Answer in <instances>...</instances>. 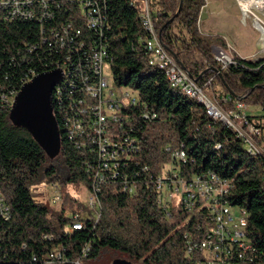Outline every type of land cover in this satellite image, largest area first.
Returning a JSON list of instances; mask_svg holds the SVG:
<instances>
[{
  "label": "trees",
  "instance_id": "16d2710c",
  "mask_svg": "<svg viewBox=\"0 0 264 264\" xmlns=\"http://www.w3.org/2000/svg\"><path fill=\"white\" fill-rule=\"evenodd\" d=\"M55 1L53 17L42 21L8 20L0 7V195L10 207L9 219L0 215V264H46L48 254L60 247L74 260L87 244L85 260L113 251L133 264H198L200 252L188 254V248L207 236L210 213L203 206L191 213L181 203H159L157 179L171 171L188 182L215 174L231 183L225 202L247 212L254 248L251 259L241 264H264V152L252 154L233 128L172 86L171 71L150 64L146 3L169 53L201 88L218 94L221 107L229 111L238 100L259 107L263 115L248 113V118L262 142L264 58L236 55L232 64L220 66L213 50L226 51V40L200 30L208 0H101L102 32L89 27L77 0ZM101 48L107 51L114 87L137 94L136 104L123 108L110 129L116 139L134 140L139 151L123 157L115 177L106 173L96 196L98 221L78 217L86 228L73 231L75 219L68 209L76 214L81 202L66 188L83 184L91 189L98 164L91 147L81 145L84 139L68 135L65 113L87 100L85 82L96 80L91 55ZM59 68L65 77L54 90L53 108L60 148L50 153L12 119L11 110L26 83ZM181 150L186 161L175 157ZM52 184L63 196L61 211L41 197V188Z\"/></svg>",
  "mask_w": 264,
  "mask_h": 264
},
{
  "label": "built area",
  "instance_id": "2783aa9c",
  "mask_svg": "<svg viewBox=\"0 0 264 264\" xmlns=\"http://www.w3.org/2000/svg\"><path fill=\"white\" fill-rule=\"evenodd\" d=\"M81 8L82 17L86 20L91 29L102 32L101 26L104 20L101 10V0H77ZM55 0H0V7L3 8L8 20H44L53 17L51 12ZM205 11V10H204ZM244 14V13H243ZM250 17L244 14V19ZM255 27L261 31L256 26ZM144 27L150 34L146 48L150 53V64L153 66H166V71H171L175 79V85H185L189 87L196 98L206 102L213 114L214 120H220L227 126H231L242 138L246 147H250L255 154L264 152V142L259 138L261 132L248 118V107L238 100L233 109L224 111L215 101H213L206 91L201 88L197 81L184 69L178 61L169 53L166 46L156 34L151 18V14L146 3L144 11ZM73 27L70 23L66 30ZM264 36V33L261 31ZM80 35V31L76 32ZM221 58H217L220 66L224 69L232 64L230 58L224 50ZM108 55L105 48H101L91 55V62L96 75L95 82H85L83 95L87 100H79L73 107L72 113H65V120L68 124V135L84 139L83 147H91L96 154L98 172L95 174L92 188L88 189L89 209L84 213L70 214L75 221L71 225V230L81 231L86 228L85 224L78 221V217L98 221L101 207H94L91 204V196H98L100 186L106 180V173L115 171L121 165V160L131 152L139 151V147L132 139H116L114 130L110 129V123H115L121 118L122 109L134 105L136 97L130 98L128 93L118 90L108 83L104 75ZM62 71V69H56ZM64 82L65 73L62 71ZM60 96V92L57 94ZM17 97V96H16ZM16 97L12 101V108ZM148 117V116H147ZM179 160L186 161V154L183 150L175 153ZM206 177H195L190 182L180 178L177 171L165 172L157 179L158 190L160 191L159 203L166 205L170 202L173 205L181 203L186 210L191 213L199 212V206H203L210 213V227L207 236L188 248V254L194 250L200 252L201 260L198 264H241L246 258L251 259L254 253L253 243L248 237V219L245 210L231 208L225 204V197L229 193L228 181L222 180L219 176L212 174ZM179 200L174 204V198ZM59 199L54 198V202ZM237 210V211H235ZM0 215L5 219L10 217V207L6 203L5 197L0 195ZM90 244H87L82 251V255L74 260H70L64 253L62 247L55 248L48 254L46 264H84L90 251Z\"/></svg>",
  "mask_w": 264,
  "mask_h": 264
},
{
  "label": "rangeland",
  "instance_id": "374dc122",
  "mask_svg": "<svg viewBox=\"0 0 264 264\" xmlns=\"http://www.w3.org/2000/svg\"><path fill=\"white\" fill-rule=\"evenodd\" d=\"M205 10V11H204ZM202 16L200 18V30L204 35H216L223 37L227 42V49L225 53L233 58L238 56L240 58L255 61L260 58H264V36L255 27V17H259L262 23H264V13H258V9H254L248 13L250 17L244 19V14L240 10L238 0H208L207 5L204 8ZM257 10V11H256ZM264 10V6L262 7ZM208 13V14H207ZM209 15V19L205 21V15ZM259 26L260 20H256ZM263 25V24H262ZM264 33V30H263ZM220 47H214V54L217 58H221L217 49ZM221 49V48H220ZM104 75L108 80L109 85L113 86V79L111 69L108 65L104 68ZM206 93L209 97L215 101L218 98V94L212 93L211 90ZM123 93H128L130 98L136 97L137 94L131 89H123ZM218 104V103H217ZM219 105V104H218ZM220 106V105H219ZM221 107V106H220ZM249 114L252 116L263 115L262 111L257 106H248ZM224 111H228L224 107H221ZM66 190L71 194L72 197L81 202V207L77 213H84L85 209H89L88 204V189L83 184L77 186H68ZM43 195L42 199L49 204L54 211H61L63 208V196L58 186L52 184L41 188ZM59 200L54 202V198ZM179 200V197L174 198V204ZM96 200L91 196V204L94 207H99L97 204L94 205ZM68 208V206H67ZM237 211V210H235ZM69 214H74L75 211L68 209ZM124 255L120 253H114L113 251H103L97 258L84 260V264H113L117 259L126 260ZM127 261V260H126Z\"/></svg>",
  "mask_w": 264,
  "mask_h": 264
},
{
  "label": "water",
  "instance_id": "95a60500",
  "mask_svg": "<svg viewBox=\"0 0 264 264\" xmlns=\"http://www.w3.org/2000/svg\"><path fill=\"white\" fill-rule=\"evenodd\" d=\"M62 80L63 74L60 70L34 77L22 87L11 110L12 119L26 126L38 143L50 153H55L60 148V132L54 115L52 96ZM113 264L133 263L117 259Z\"/></svg>",
  "mask_w": 264,
  "mask_h": 264
},
{
  "label": "bare ground",
  "instance_id": "6f19581e",
  "mask_svg": "<svg viewBox=\"0 0 264 264\" xmlns=\"http://www.w3.org/2000/svg\"><path fill=\"white\" fill-rule=\"evenodd\" d=\"M238 3H239V7H240V10L245 14V15H247L249 12H251L252 10H254V9H258L259 10V12L258 13H264V10H262V7L264 6V0H238ZM257 11V10H256ZM256 20H260V24H259V26L257 25V23H256V26L263 32V30H264V23H262V21H261V19H259V17H257V19ZM143 24H144V20H143ZM263 24V25H262ZM218 53L219 54H222V52L220 51V50H218ZM166 67V66H165ZM62 72V71H61ZM36 77V76H35ZM34 78V77H33ZM32 78V79H33ZM32 79L29 81V82H31L32 81ZM170 81H171V84H172V86L173 87H175V88H178V89H182L184 92H186L188 95H190V96H192V97H194V98H196L191 92H189V87L188 86H185V85H175V79H174V76H173V74L171 75V77H170ZM28 82V83H29ZM27 84V83H26ZM60 85V84H59ZM58 85V86H59ZM56 89V88H55ZM196 99H198V98H196ZM52 100H53V96H52ZM198 100H200V102L204 105V107L206 108V111H207V114L211 117V118H213V114H212V112H211V109H210V107H209V105L206 103V102H204L203 100H201V99H198ZM54 109V108H53ZM231 127V126H230ZM71 136V135H70ZM248 148V150L252 153V154H255V153H253V151H252V149L250 148V147H247ZM229 188H230V185H229ZM93 198L96 200V202L95 203H93L94 205H98L99 206V204H98V201H97V197L96 196H93ZM225 204L226 205H228L227 204V202H225ZM229 206V205H228ZM230 207V206H229ZM232 208V207H231Z\"/></svg>",
  "mask_w": 264,
  "mask_h": 264
},
{
  "label": "crops",
  "instance_id": "0c3cea01",
  "mask_svg": "<svg viewBox=\"0 0 264 264\" xmlns=\"http://www.w3.org/2000/svg\"><path fill=\"white\" fill-rule=\"evenodd\" d=\"M207 14L205 15V19H206L205 21H207L209 19V15L207 16Z\"/></svg>",
  "mask_w": 264,
  "mask_h": 264
}]
</instances>
